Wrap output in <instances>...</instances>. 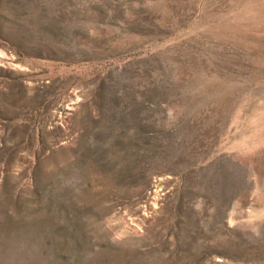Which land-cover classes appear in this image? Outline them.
<instances>
[{"label": "rangeland", "instance_id": "1", "mask_svg": "<svg viewBox=\"0 0 264 264\" xmlns=\"http://www.w3.org/2000/svg\"><path fill=\"white\" fill-rule=\"evenodd\" d=\"M0 264H264V0H0Z\"/></svg>", "mask_w": 264, "mask_h": 264}, {"label": "bare ground", "instance_id": "2", "mask_svg": "<svg viewBox=\"0 0 264 264\" xmlns=\"http://www.w3.org/2000/svg\"><path fill=\"white\" fill-rule=\"evenodd\" d=\"M75 103V102H73ZM72 104V103H71ZM68 109H73L72 106L68 107ZM157 200V199H156ZM153 201V200H152ZM151 201V203L149 204L150 205V208H154L156 206V201L154 200L153 202Z\"/></svg>", "mask_w": 264, "mask_h": 264}]
</instances>
